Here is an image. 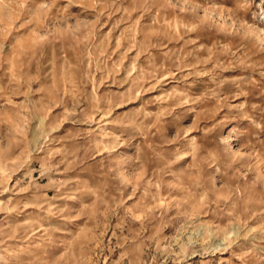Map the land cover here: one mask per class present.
Segmentation results:
<instances>
[{
    "label": "rangeland",
    "instance_id": "1",
    "mask_svg": "<svg viewBox=\"0 0 264 264\" xmlns=\"http://www.w3.org/2000/svg\"><path fill=\"white\" fill-rule=\"evenodd\" d=\"M0 264H264V0H0Z\"/></svg>",
    "mask_w": 264,
    "mask_h": 264
}]
</instances>
